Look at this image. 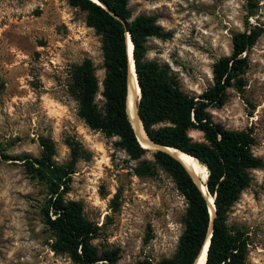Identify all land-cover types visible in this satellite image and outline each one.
Returning a JSON list of instances; mask_svg holds the SVG:
<instances>
[{
    "label": "rangeland",
    "instance_id": "obj_1",
    "mask_svg": "<svg viewBox=\"0 0 264 264\" xmlns=\"http://www.w3.org/2000/svg\"><path fill=\"white\" fill-rule=\"evenodd\" d=\"M128 8L131 19L155 16L170 34L149 38L146 58L167 66L193 96L213 85V66L230 55L234 34L263 30L246 53L243 94L227 89L225 104L209 113L227 129H251L252 152L264 160V0H129ZM85 18L68 0H0V152L37 158L40 140L50 139L55 163L72 172L64 198L95 226L97 251L117 250V264L158 262L176 251L186 201L155 161L156 150L134 159L117 137L91 130L78 116L71 72L90 59L100 83L104 76L101 37ZM189 136L203 140L197 130ZM143 165L153 173L138 175ZM251 177L226 224L244 234L248 264H264V168ZM46 198L45 184L30 178L22 162L0 163V264H75L52 250L42 217Z\"/></svg>",
    "mask_w": 264,
    "mask_h": 264
},
{
    "label": "trees",
    "instance_id": "obj_2",
    "mask_svg": "<svg viewBox=\"0 0 264 264\" xmlns=\"http://www.w3.org/2000/svg\"><path fill=\"white\" fill-rule=\"evenodd\" d=\"M97 1L99 3L68 0L71 7L86 13V25L101 37L102 42L104 76L101 83L90 59H84L70 74L69 91L77 101L78 116L91 130L117 137L118 145L132 158L139 159L148 151L140 138L138 142L127 110L129 62L126 36L129 34L140 89L137 114L148 139L153 144L184 152L204 164L207 170L204 185L214 197L215 210L211 219L209 203L190 173L171 155L156 150L155 161L172 177L186 201L184 230L172 257L131 264H193L209 234L210 224L212 232L204 264H248L249 244L242 232L228 228L226 220L241 193L251 186V170L263 169L264 160L252 152L256 140L251 129H227L212 120L209 109L225 104L229 88L243 94L248 65L246 53L263 30L249 26L244 32L234 34L230 55L221 57L213 66V85L193 96L182 89L167 66L146 58L149 38L170 36L157 25L155 16L138 15L131 19L129 0ZM98 95L100 101H96ZM190 130L201 132L203 140L194 141L189 136ZM39 144L41 153L37 158L13 159L1 151L0 163L19 160L30 178L45 184L47 198L42 217L54 239L52 250L67 254L75 264H117L118 251L99 253L91 243L95 226L83 217L79 204L64 198L70 190L72 172L55 163V150L50 139L42 138ZM136 173L153 172L143 165Z\"/></svg>",
    "mask_w": 264,
    "mask_h": 264
},
{
    "label": "water",
    "instance_id": "obj_3",
    "mask_svg": "<svg viewBox=\"0 0 264 264\" xmlns=\"http://www.w3.org/2000/svg\"><path fill=\"white\" fill-rule=\"evenodd\" d=\"M96 3H99V2L96 0ZM126 42H127V55H128V62H129V72H128V79H127V80H128V94H131V96H132V98H133V100H132V101H133V102H132V107H133V112H134L135 121H137V122L140 123L141 128H142V130H143V132H144V134H145L144 143L147 144V145H149V147L152 148V149H154V150H158V151H162V152L168 153V154L171 155L173 158H175L176 160H178L179 162H181V160L178 158V156H177L176 154H174L172 151H178V152H180V153H182V154H185V155H187V156H190V155H188V154H186V153H184V152H181V151H179V150H177V149L171 148V147H165V146H161V145L153 144V143L148 139V137H147V135H146V133H145V131H144V129H143V126H142V123H141V121H140V119H139V117H138V114H137V108H136V103H137V102L139 101V99H140V90H139V87H138V84H137L136 74H135V70H134V61L132 62V65H131V63H130V59H129L128 44L131 43V41H130V37H129V34H127V36H126ZM131 44H132V43H131ZM130 58H131V56H130ZM132 60H133V58H132ZM133 79L135 80L136 86H137V88H138V92H139V93H138V96H137V94H136V92L134 91V88H133ZM127 110H128V96H127ZM128 114H129V113H128ZM130 120H131V119H130ZM133 129H134L135 134H136V136H137V138H138V142L140 143V139H139V137H138V135H137L136 129H135L134 127H133ZM190 157H192V156H190ZM195 160H196V159H195ZM181 163H182V162H181ZM182 165L185 167V165H184L183 163H182ZM185 169L190 173V175L192 176L194 182L199 186V189H200L201 193H202L203 196L207 199V202L212 206V211L210 210V217H211V219H212V216H213V214H214V210H215V208H214L213 200H212V202H210L209 197H210L211 199H214V197H212V196L208 193L207 188H206V186H205L206 192H207V194H208V196H209V197H207L206 193L203 192V190H201V182H200L201 180L198 178V176H197L195 173H193L190 169H188L187 167H185ZM209 208H210V207H209ZM208 230H209V234H208V236H207V238H206V240H205V242H204L202 248L200 249L199 254H198V256H197V258L195 259V261H194L193 264H198L200 258L202 257V254H203V252H204L205 247H206V253H207L208 245H209V243H210L211 232H212V224H210ZM205 261H206V256H205ZM205 261H204V263H205Z\"/></svg>",
    "mask_w": 264,
    "mask_h": 264
},
{
    "label": "bare ground",
    "instance_id": "obj_4",
    "mask_svg": "<svg viewBox=\"0 0 264 264\" xmlns=\"http://www.w3.org/2000/svg\"><path fill=\"white\" fill-rule=\"evenodd\" d=\"M96 1V0H95ZM132 50H133V45L131 43L128 44V52H129V59H130V63L132 65ZM131 56V58H130ZM133 88H134V91L136 92L137 96H138V88L136 86V83H135V80L133 79ZM140 90V89H139ZM133 98L131 96V94H129V99H128V111H129V117L138 133V137L141 139L142 141V145L146 148L149 147V145L145 144L144 143V139H145V134L141 128V125L139 122L135 121V117H134V112H133V107H132V101ZM174 154H176L178 156V158L181 160V162L185 165V167H187L188 169H190L193 173H195L198 178L201 180V190H203V192L206 193L207 197L208 194L206 192V189H205V185H204V182L207 178V170H206V167L204 166V164H200L197 160H195V158L193 157H190V156H187L185 154H182L178 151H172ZM209 200L210 202H212L213 199H211L209 197ZM210 206V209L212 211V206L209 204ZM205 256H206V247L204 249V252L202 254V257L200 258L198 264H204V261H205Z\"/></svg>",
    "mask_w": 264,
    "mask_h": 264
}]
</instances>
